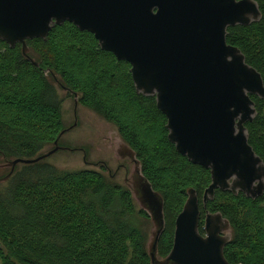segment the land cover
Masks as SVG:
<instances>
[{"label": "trees", "instance_id": "trees-1", "mask_svg": "<svg viewBox=\"0 0 264 264\" xmlns=\"http://www.w3.org/2000/svg\"><path fill=\"white\" fill-rule=\"evenodd\" d=\"M255 1L261 19L229 27L227 42L241 50L264 83V0ZM27 45L28 57L21 44L11 49L0 40V156L34 159L45 147H54L65 130L58 89H67L78 94L80 106L116 128L162 196L165 229L158 244L160 258L170 254L176 219L188 191L195 189L201 234L206 214L219 212L232 227V240L224 250L228 262L264 264V194L252 199L242 192L217 190L205 209L211 171L177 152L169 140L166 116L155 97L137 92L129 63L68 22L53 26L46 40H30ZM251 97L256 114L246 128L250 145L264 162V99ZM44 161L18 165L16 169L23 167L24 172L16 174L15 169L0 190V264H151L150 235L128 219L136 202L126 186L95 169L56 176ZM104 188L110 193L99 198ZM113 196L118 197L114 208H120L114 213L108 210ZM139 213L150 220L144 211Z\"/></svg>", "mask_w": 264, "mask_h": 264}, {"label": "water", "instance_id": "water-1", "mask_svg": "<svg viewBox=\"0 0 264 264\" xmlns=\"http://www.w3.org/2000/svg\"><path fill=\"white\" fill-rule=\"evenodd\" d=\"M260 19L255 0H0V40L11 49L21 44L28 57V41L46 40L53 26L68 22L129 63L137 92L155 97L166 116L177 152L211 171L212 183L203 196L207 209L217 190L252 199L264 194V162L250 145L246 128L256 114L251 96L264 99V83L241 50L227 42L229 27ZM78 105L75 94V113ZM68 131L45 154L0 165L10 169L0 185L18 165L37 164L65 149L59 142ZM120 141L122 156L133 165L124 184L152 224L151 264H231L224 254L233 237L231 224L221 213L208 212L201 234L195 189L188 191L176 219L170 254L158 256L164 200L143 175L136 153Z\"/></svg>", "mask_w": 264, "mask_h": 264}, {"label": "rangeland", "instance_id": "rangeland-1", "mask_svg": "<svg viewBox=\"0 0 264 264\" xmlns=\"http://www.w3.org/2000/svg\"><path fill=\"white\" fill-rule=\"evenodd\" d=\"M58 94L62 100V121L65 129H70L61 139L60 146L65 148L56 154L52 155L50 158L46 159L43 163L51 166L55 171L56 176H61L66 173L75 172L82 169H95L102 171L105 177H107L108 172L97 167L95 165H88L85 163L84 158L86 157L87 162L95 163L97 161H108L112 172L117 168V164L121 161L117 160L115 162V156L112 151V147H117L120 145V136L114 126L104 121L96 113L90 111L80 105H78L77 113H75V95L69 94L66 90L60 88L58 89ZM77 121V126L74 124ZM109 145H112L110 148ZM53 146L45 147L41 154L52 150ZM86 153V154H85ZM4 159L0 156V165H5L6 163L12 161ZM122 159V158H121ZM126 161L128 170L131 171L132 164L129 159L122 160ZM42 163V164H43ZM20 166V165H19ZM9 169H3L0 171V178L4 177L8 173ZM24 172L23 167H18L16 169V174H22ZM46 176V175H43ZM37 177V176H34ZM125 171L122 170L118 173V176L114 178V183L125 187L124 180L126 179ZM7 187V182L0 185V190H4ZM107 188V187H106ZM104 188V189H106ZM110 192L108 189L101 190L99 198L103 196H108ZM118 195V194H117ZM119 196V195H118ZM118 199L117 196L110 198L112 200L111 208L108 210L110 212H115L118 208H114L115 200ZM134 215H129L128 219L131 223L141 228L145 233L151 235L152 224L147 221L139 213V206L134 204Z\"/></svg>", "mask_w": 264, "mask_h": 264}, {"label": "flooded vegetation", "instance_id": "flooded-vegetation-1", "mask_svg": "<svg viewBox=\"0 0 264 264\" xmlns=\"http://www.w3.org/2000/svg\"><path fill=\"white\" fill-rule=\"evenodd\" d=\"M109 147L111 148L112 147V145H109ZM112 151H113V153H114V156H115V162H117L116 161V158H117V160L119 161H121V163H118L117 164V168L115 169V171L114 172H112V169H111V167H110V163L108 162V161H97V162H95V163H92V162H87L86 161V159H84V161H85V163L86 164H88V165H95V166H97V167H101V169L103 168L105 171H107L108 172V174L110 175V176H112V178L114 179L116 176H118V173L119 172H121L122 170H124L125 171V174H126V177L125 178H127V176L129 175V170H128V167H127V163H126V161H123L122 162V160H124V159H126V157L124 158L122 155H123V152H122V149H121V147H120V145L118 146V148L117 147H112ZM86 154V153H85ZM122 158V159H121ZM124 158V159H123ZM128 159V158H127ZM125 181V180H124Z\"/></svg>", "mask_w": 264, "mask_h": 264}]
</instances>
